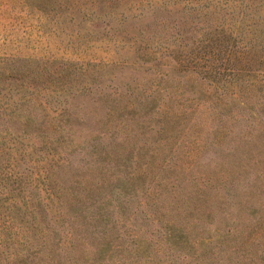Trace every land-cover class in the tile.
<instances>
[{"label":"rangeland","instance_id":"rangeland-1","mask_svg":"<svg viewBox=\"0 0 264 264\" xmlns=\"http://www.w3.org/2000/svg\"><path fill=\"white\" fill-rule=\"evenodd\" d=\"M262 23L264 0H0V264L32 236L87 264H264Z\"/></svg>","mask_w":264,"mask_h":264},{"label":"trees","instance_id":"trees-1","mask_svg":"<svg viewBox=\"0 0 264 264\" xmlns=\"http://www.w3.org/2000/svg\"><path fill=\"white\" fill-rule=\"evenodd\" d=\"M205 1L212 2V0H205ZM214 1L219 2V1H222V0H214ZM245 6H248V5L245 4L243 7H245ZM255 22L256 23H259L260 21H259V19H257ZM255 25H253L251 27L250 32H252L254 35H256L257 32L260 31V36L261 37H264V23H262V24H255ZM260 25H261V27L258 28V26H260ZM263 42L264 41H262V43H261V47L264 50ZM246 44L248 45L249 44V41H246ZM250 45L256 46V45H258V43L252 42ZM0 152H1L0 155H3V153H6L9 156H13L12 159L14 158L15 155H18V153H12L11 151H8L6 149H1ZM22 153H23V151H21V152L19 151L20 156L22 155ZM14 161L15 162H13V164H12L13 167H15V165L17 163H19V161H21V159L20 158H16V159H14ZM11 174H13V171H12ZM18 175L20 176V174H18ZM15 180L16 181H14V182L16 184H18V186L15 187L16 190L19 189V188H20V190H23V189L24 190H27V188L22 187L21 176L18 179H15ZM50 182L51 183H48V187H46V191H48V192L51 193V194H49V197L48 198H50L52 195H55L56 196V199H58V200L61 201L63 197L59 193L60 190L57 189L54 186V184H53L52 181H50ZM29 183L31 184L30 185V189H29V192L31 193V192H33V190H36V187H38V186H36V184H34V183H31L30 181H29ZM70 189H72L71 191L74 192V189L72 187H70ZM30 197H31L30 195H28V199L24 197L25 198V201L24 202H26L25 203V206L28 207V210H31V208H32V207H30V201H29V198ZM71 200L72 201L76 200V196L73 195V198ZM72 201H68V204L69 203L71 204ZM84 204L85 203H83V205ZM17 206L21 207V205H19V204H17ZM70 208H71V205L69 207V210H70ZM31 211L33 212V210H31ZM68 214H70L69 211H68ZM32 230L37 231L38 230V227L37 226L36 227H33ZM46 230H47V232L50 231V233H53V229H51L49 227H46ZM33 235H36V232H34ZM23 237H25V235ZM32 237L33 238H36V240L38 241V243H37V245L33 249H31V251H29L25 255L24 261H20V264H70L69 263L70 260H73V263L74 264H77V263L87 264L88 263L86 261L85 257H83L82 255H79L78 257L75 255L77 258H80L79 260L76 257L68 258L67 256L65 257V255L63 256V254H61L62 251H59V249L50 250V251H48V253H46L45 252V249H44L45 242H42L41 238H39V237H34V236H32ZM47 237H51V234L50 235H47L45 240H47ZM28 261H31V262L29 263Z\"/></svg>","mask_w":264,"mask_h":264}]
</instances>
